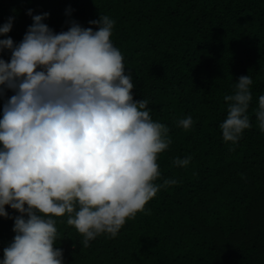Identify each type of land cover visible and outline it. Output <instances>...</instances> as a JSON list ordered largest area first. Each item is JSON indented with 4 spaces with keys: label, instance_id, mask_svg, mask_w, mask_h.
I'll return each instance as SVG.
<instances>
[{
    "label": "trees",
    "instance_id": "1",
    "mask_svg": "<svg viewBox=\"0 0 264 264\" xmlns=\"http://www.w3.org/2000/svg\"><path fill=\"white\" fill-rule=\"evenodd\" d=\"M32 15L54 33L70 20L83 27L108 15L112 42L133 76L134 100L147 99L150 116L169 129L171 144L157 155L161 188L144 211L127 219L114 237H83L67 217H56L64 264H264V132L255 112L264 94V0H0V25L19 42ZM0 35V39H4ZM10 53L0 50L8 61ZM249 75L250 127L225 142L220 123L225 95ZM13 93L6 90L0 108ZM190 115V129L178 121ZM191 156L185 167L175 158ZM12 216L18 213L5 205ZM13 221L0 217V259L11 242Z\"/></svg>",
    "mask_w": 264,
    "mask_h": 264
},
{
    "label": "clouds",
    "instance_id": "2",
    "mask_svg": "<svg viewBox=\"0 0 264 264\" xmlns=\"http://www.w3.org/2000/svg\"><path fill=\"white\" fill-rule=\"evenodd\" d=\"M27 14L32 23L14 43L6 34L14 16L0 25V217L13 221L14 236L0 264H64L56 217L82 235V244L101 234L114 237L145 204L175 178L161 176L157 155L171 144L168 127L153 120L147 99L134 100L133 76L111 36L108 15L83 27L70 20L54 33L42 21L49 13ZM250 76L225 95L223 141L235 144L250 125ZM264 132V94L255 112ZM194 121L186 115L178 126ZM191 156L173 159L185 167ZM5 205L15 210L12 216Z\"/></svg>",
    "mask_w": 264,
    "mask_h": 264
}]
</instances>
